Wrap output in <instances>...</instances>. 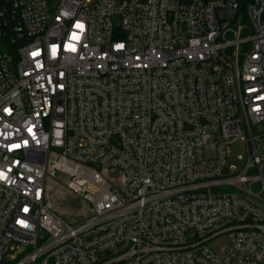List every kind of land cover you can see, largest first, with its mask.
<instances>
[{
  "label": "built area",
  "instance_id": "1",
  "mask_svg": "<svg viewBox=\"0 0 264 264\" xmlns=\"http://www.w3.org/2000/svg\"><path fill=\"white\" fill-rule=\"evenodd\" d=\"M26 245L15 264H264V0H0V264Z\"/></svg>",
  "mask_w": 264,
  "mask_h": 264
},
{
  "label": "rangeland",
  "instance_id": "2",
  "mask_svg": "<svg viewBox=\"0 0 264 264\" xmlns=\"http://www.w3.org/2000/svg\"><path fill=\"white\" fill-rule=\"evenodd\" d=\"M240 12H243V8H241ZM241 136L246 137L244 130H242ZM213 155V152L205 150V159L211 158ZM246 156L247 147L245 141H243L241 138H237L231 142L229 146V154L227 155L226 159L227 168L230 169V172L239 169L244 163ZM114 175V173H110L111 177H114ZM47 186L49 199L53 205V208L64 221L70 224H77L84 221L85 213L88 208L86 204H83L77 198H75L74 195L70 193L61 182L55 179L47 180ZM225 188H227L229 191H233L232 188L227 186L221 187V190H224ZM229 234L230 233L219 235L208 243V246L212 252L216 254L221 260L225 258V247L230 243ZM24 249L25 252L17 256V260L11 262V264H15L17 261L27 256L33 251L34 248L32 245H26ZM9 254H12V252H9L8 256ZM6 261H8L7 257L4 258V262Z\"/></svg>",
  "mask_w": 264,
  "mask_h": 264
},
{
  "label": "snow or ice",
  "instance_id": "3",
  "mask_svg": "<svg viewBox=\"0 0 264 264\" xmlns=\"http://www.w3.org/2000/svg\"><path fill=\"white\" fill-rule=\"evenodd\" d=\"M82 27V26H81Z\"/></svg>",
  "mask_w": 264,
  "mask_h": 264
}]
</instances>
